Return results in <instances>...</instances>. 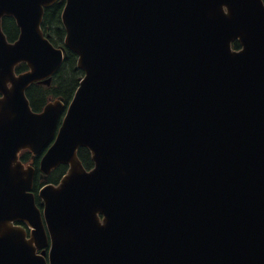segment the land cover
Masks as SVG:
<instances>
[{"label":"water","instance_id":"water-1","mask_svg":"<svg viewBox=\"0 0 264 264\" xmlns=\"http://www.w3.org/2000/svg\"><path fill=\"white\" fill-rule=\"evenodd\" d=\"M56 1L0 0V264H264L263 0H65L84 76L59 127L61 100L25 94L63 61ZM51 141L41 177L69 168L40 211L18 153Z\"/></svg>","mask_w":264,"mask_h":264},{"label":"trees","instance_id":"trees-1","mask_svg":"<svg viewBox=\"0 0 264 264\" xmlns=\"http://www.w3.org/2000/svg\"><path fill=\"white\" fill-rule=\"evenodd\" d=\"M63 5L64 0H59L55 4L45 9L44 12L41 25L42 29L45 34H48L49 40L54 46L60 47L64 50L65 57L56 74L52 76L49 86L40 83H33L28 87L26 96L32 109L35 111L40 110L50 99L62 97L65 102H68L78 86L79 78L83 75L82 70L76 67V55L64 46L65 32L61 24L60 17ZM2 29L8 40L12 41L17 38L19 31L13 18L4 17L2 20ZM233 46H238V43L234 42ZM25 69V64H19L16 66L17 72L23 71ZM78 156L85 168H89L93 165L90 152L87 148H80L78 151ZM20 157L22 161L26 162L30 160V153L28 151H23L20 154ZM33 163L38 170V159L36 158ZM64 172L65 166H58L48 175L47 182L57 183ZM42 184L43 181L39 179L37 172L33 187L36 203L40 208H42L40 199L37 197L36 193Z\"/></svg>","mask_w":264,"mask_h":264}]
</instances>
